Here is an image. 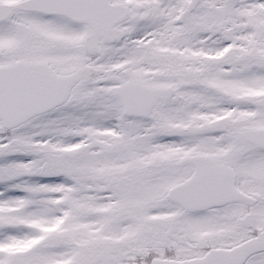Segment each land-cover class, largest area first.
Returning <instances> with one entry per match:
<instances>
[{"label": "snow or ice", "instance_id": "1", "mask_svg": "<svg viewBox=\"0 0 264 264\" xmlns=\"http://www.w3.org/2000/svg\"><path fill=\"white\" fill-rule=\"evenodd\" d=\"M0 264H264V0H0Z\"/></svg>", "mask_w": 264, "mask_h": 264}]
</instances>
